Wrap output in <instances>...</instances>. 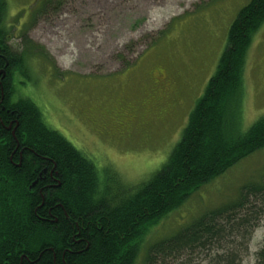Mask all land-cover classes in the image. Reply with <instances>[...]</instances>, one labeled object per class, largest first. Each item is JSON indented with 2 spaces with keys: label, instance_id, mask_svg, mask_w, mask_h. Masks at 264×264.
<instances>
[{
  "label": "rangeland",
  "instance_id": "1",
  "mask_svg": "<svg viewBox=\"0 0 264 264\" xmlns=\"http://www.w3.org/2000/svg\"><path fill=\"white\" fill-rule=\"evenodd\" d=\"M248 1L6 0L5 43L25 72L12 74V99H31L48 126L95 162L112 190L135 185L164 164L215 71L231 21ZM242 114L245 127L264 114V23L248 50ZM259 185L264 147L151 224L133 264L147 262L153 243ZM243 215L242 235L229 232ZM231 218L221 221L220 244L234 242L229 248L239 264H254L264 245V188L248 193ZM213 247L192 259L213 264ZM160 263L170 264V257Z\"/></svg>",
  "mask_w": 264,
  "mask_h": 264
},
{
  "label": "trees",
  "instance_id": "2",
  "mask_svg": "<svg viewBox=\"0 0 264 264\" xmlns=\"http://www.w3.org/2000/svg\"><path fill=\"white\" fill-rule=\"evenodd\" d=\"M5 11L6 0H0V117L4 121L0 124V264H133L151 224L194 189L264 147V114L247 127L242 125L244 70L254 35L264 23V0H249L231 21L215 71L164 164L137 184H122L117 190L107 184L92 159L46 125L31 99L13 101L12 74L25 72L20 57L11 54L5 43ZM9 121L19 144L13 153L15 139L6 129ZM26 154L34 160L43 157L47 170L54 165L59 184L44 186L42 195L40 187L29 188L35 163L26 160ZM246 188L233 202L205 212L153 243L145 264L169 257L170 264H196L199 261L191 256L209 253L212 246L216 252L211 263L239 264L240 257L229 248L234 242L220 244L226 229L221 221L228 222L243 207L248 193L256 194L264 185ZM247 223L243 215L229 232L242 235L241 227ZM218 244L228 249L219 253ZM254 264H264V245L256 251Z\"/></svg>",
  "mask_w": 264,
  "mask_h": 264
},
{
  "label": "flooded vegetation",
  "instance_id": "3",
  "mask_svg": "<svg viewBox=\"0 0 264 264\" xmlns=\"http://www.w3.org/2000/svg\"><path fill=\"white\" fill-rule=\"evenodd\" d=\"M5 60V59H4ZM6 62H8V60L6 59L5 60V63ZM11 82H14L13 80H11ZM15 100H17V99H15ZM14 101V100H13ZM32 101V100H31ZM37 106V105H36ZM39 108V107H38ZM40 112H41V110H40ZM41 114H42V112H41ZM42 118H43V115H42ZM43 120H44V118H43ZM45 122V121H44ZM3 123H4V121L2 120V118L0 117V124L1 125H3ZM46 123V122H45ZM11 121H9V123H8V126H6V129L7 130H9L10 131V133H11V135L13 136V138L15 139L14 141H15V148L12 150V153H13V151L16 149V148H18V142L16 141V138H15V135H14V131H15V126L14 127H11ZM47 125V124H46ZM50 127V126H49ZM12 128V129H11ZM55 129V128H54ZM58 131V130H57ZM61 133V132H60ZM24 151V149L23 148H21V149H19L18 150V163H16L17 164V166H19L20 165V161L22 160V152ZM30 152V151H29ZM11 153V154H12ZM31 153H33V152H31ZM33 155H35V154H33ZM35 157L36 158H38L39 156H36L35 155ZM88 157V156H87ZM26 160H30V161H33L35 164H34V167H33V169H32V171H31V174H32V176H33V180H32V182L31 183H29V188H32L33 186H38V187H40V189H39V193L42 195V193H41V190H42V188L44 187V186H52V185H54L55 183V185H58L59 184V181H58V179L56 178V176H57V173L56 172H54V165L51 167V168H49V170H47V167L44 165V163L43 162H45V159L43 158V157H39L38 158V160H34L35 158H33L32 156H30L29 154L27 155L26 154ZM10 159H11V157H10ZM95 163V162H94ZM38 167H40L41 168V170H39L37 173H36V171H37V168ZM36 173V174H35ZM53 181H56L54 184H52V182ZM63 214H64V216H65V218L66 219H68V215H67V213H66V211L65 210H63ZM72 239L74 238L73 236L71 237Z\"/></svg>",
  "mask_w": 264,
  "mask_h": 264
},
{
  "label": "water",
  "instance_id": "4",
  "mask_svg": "<svg viewBox=\"0 0 264 264\" xmlns=\"http://www.w3.org/2000/svg\"><path fill=\"white\" fill-rule=\"evenodd\" d=\"M4 59L6 60V58L4 57ZM6 64H7V62H6ZM0 73H3V70H0Z\"/></svg>",
  "mask_w": 264,
  "mask_h": 264
}]
</instances>
